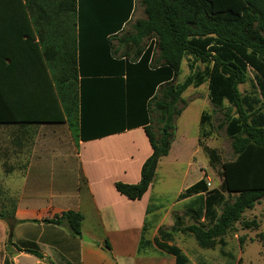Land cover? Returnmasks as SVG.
Returning <instances> with one entry per match:
<instances>
[{
    "label": "trees",
    "instance_id": "obj_1",
    "mask_svg": "<svg viewBox=\"0 0 264 264\" xmlns=\"http://www.w3.org/2000/svg\"><path fill=\"white\" fill-rule=\"evenodd\" d=\"M137 1L145 16L124 32ZM84 21L101 24L109 70L126 69L136 78L150 114L144 130L152 153L142 165L141 180L115 182L128 198L141 199L153 184L161 157L171 149L175 120L185 109L180 106L183 93L190 86L208 83L210 102L219 109L225 101L230 103L223 122L235 157L221 161L217 149L200 140L211 165H221V182L211 188L202 177L180 193V198L200 193L189 207L194 222L185 224L182 216L175 215L172 229L161 228L155 238L159 248L175 255L177 264H188L189 259L179 246L169 243L174 232L192 235L205 249L219 245L227 255V234L237 222L243 228L258 227L257 220L244 219V213L264 197V0H0V125L18 126L20 145L24 138L30 149L31 126L36 123L67 117L76 132L77 27ZM33 23L38 30L50 25L56 34L69 24V43L49 46L42 34L37 42ZM114 40L130 51L117 55ZM185 58L190 73L180 82ZM247 81L251 89L241 91L240 84ZM210 119L204 111L202 139L211 135L206 128ZM13 215L14 203L11 212H0L3 219ZM44 221L66 222L75 235H82L80 211L67 210ZM29 251L43 257L38 250ZM236 264H242L241 259Z\"/></svg>",
    "mask_w": 264,
    "mask_h": 264
},
{
    "label": "crops",
    "instance_id": "obj_2",
    "mask_svg": "<svg viewBox=\"0 0 264 264\" xmlns=\"http://www.w3.org/2000/svg\"><path fill=\"white\" fill-rule=\"evenodd\" d=\"M132 18L133 15L123 27L124 32L131 31L142 17L137 16L129 25ZM39 28L33 23L37 42L42 34L46 45L69 43V24L65 28L64 23L62 34H56L50 25ZM102 30L101 24L86 21L77 27L80 70L76 132L67 117L64 121L31 126L33 143L15 188L11 227L6 224L8 219L0 218V233L4 230L0 235V264H177L175 255L159 248L155 238L161 228L172 229L175 215L182 216L185 224L194 222L189 207L200 193L185 198L179 194L202 176L197 178L193 171H186L185 183L168 204L155 194V181L141 199H130L117 190L116 181L141 180L142 165L152 153L144 130L150 114L136 78L126 69L109 70L110 61L103 54ZM114 44L119 48L117 55L130 51L117 40ZM201 117L196 140L203 148L200 140L205 143L206 138H201ZM178 134L175 133L169 154L174 143L177 150L183 149V137ZM175 207L177 211L172 213ZM67 210L83 214L81 236L75 235L66 222L58 225L44 221ZM169 214L171 223L164 226ZM179 234L174 232L169 243L179 246L175 242ZM179 247L190 264L187 249ZM30 249L38 250L43 257ZM192 250L198 251L193 244ZM219 251L222 254L220 246Z\"/></svg>",
    "mask_w": 264,
    "mask_h": 264
},
{
    "label": "rangeland",
    "instance_id": "obj_3",
    "mask_svg": "<svg viewBox=\"0 0 264 264\" xmlns=\"http://www.w3.org/2000/svg\"><path fill=\"white\" fill-rule=\"evenodd\" d=\"M139 17H144V7L137 1L136 9L132 21ZM131 30V28H128ZM197 66L203 67L200 62ZM190 73L187 65V58L182 62V71L178 81H183ZM240 90H250V82L240 84ZM208 85L206 83L199 87L190 86L184 93V102L180 106L185 107L184 112L175 120L178 136H182L181 143L183 149L177 150V143L173 144L172 152L163 157L157 168L155 176V194L163 199V203L168 204L174 200V196L181 190L185 183V173L187 171L196 173L195 176L205 177L210 182L209 187H216L221 181V165L215 166L209 162L207 152L197 144L199 132V121L203 111H208L211 115L209 124L206 128L211 131V135L205 139V143L216 148L221 161L231 160L235 157L232 147V139L226 134L224 118L227 108L230 106L225 101L224 108L219 109L214 106L208 95ZM155 128L158 127L154 122ZM18 126L0 125V212L13 210V201L15 198V188L20 182V175L23 173L29 153V143L22 139L20 145ZM29 132V131H28ZM30 135V134H28ZM31 139V136L30 138ZM175 139V138H174ZM24 144V145H23ZM173 209L172 213L177 211ZM162 218H164L162 216ZM172 215L169 214L164 219V226L171 223ZM4 225L11 227L12 220L7 218ZM244 219H255L258 227L243 228L241 222H237L235 228L227 234L228 243L225 247L227 255L220 254L219 245L213 249H205L198 245L192 235L179 234L176 237V244L187 249V255L192 259L190 264H199L200 261L206 264H235L241 259L242 264H264V197L253 209L244 213ZM6 223V224H5ZM4 230L0 233L3 235ZM85 239V237H84ZM240 239L243 240L242 244ZM197 247L198 251L192 250Z\"/></svg>",
    "mask_w": 264,
    "mask_h": 264
},
{
    "label": "built area",
    "instance_id": "obj_4",
    "mask_svg": "<svg viewBox=\"0 0 264 264\" xmlns=\"http://www.w3.org/2000/svg\"><path fill=\"white\" fill-rule=\"evenodd\" d=\"M208 185H210V182H208Z\"/></svg>",
    "mask_w": 264,
    "mask_h": 264
}]
</instances>
